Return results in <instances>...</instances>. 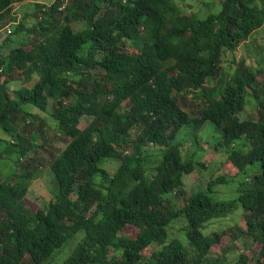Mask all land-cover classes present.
I'll list each match as a JSON object with an SVG mask.
<instances>
[{
	"label": "trees",
	"instance_id": "obj_1",
	"mask_svg": "<svg viewBox=\"0 0 264 264\" xmlns=\"http://www.w3.org/2000/svg\"><path fill=\"white\" fill-rule=\"evenodd\" d=\"M16 1L0 0V27L13 24L0 35V160L14 157L0 178V264H51L77 236L61 264H230L210 254L224 229L206 228L237 210L229 245L246 236L260 248L233 264H264V47L237 53L263 27L264 0H221L203 16L177 0H53L18 20ZM47 116L65 140L58 153ZM211 129L237 170L189 191L184 176L205 168L193 157ZM188 138L196 148L184 155ZM45 161L54 196L32 210L24 198ZM236 179L235 196L213 195Z\"/></svg>",
	"mask_w": 264,
	"mask_h": 264
},
{
	"label": "rangeland",
	"instance_id": "obj_2",
	"mask_svg": "<svg viewBox=\"0 0 264 264\" xmlns=\"http://www.w3.org/2000/svg\"><path fill=\"white\" fill-rule=\"evenodd\" d=\"M53 0H17L13 3V12L15 13L17 19L23 17L25 13L32 12L34 9V4L36 2L44 3V4H50ZM71 0H67V4H69ZM179 6L186 12L192 13L196 12L200 16H203L210 11L217 12L220 8V2L221 0H188L187 2H181L177 0ZM29 14V13H28ZM26 14V21L28 23H33L34 18L31 16H28ZM13 23V22H12ZM71 26L75 30H79L84 28L85 23L82 21H73L70 22ZM13 24L5 25L0 27V35L5 31L7 32L8 29H12ZM254 36L251 37L249 40H247L245 43H243L238 48V55H245L247 52L251 49L255 51L260 46L264 47V25L260 29L256 31ZM17 42L12 44L11 46L15 47L20 45L21 42V35L17 37ZM8 47L2 48L3 52H7ZM261 50V49H260ZM264 51H261L263 53ZM260 57V54H259ZM256 58H258L256 56ZM263 75V74H262ZM262 75L259 76V80H261ZM253 101H250V103L246 106L245 112L251 114L253 112L254 108ZM33 111H36L37 114H42V112L38 109H33ZM240 119H244L243 113L241 112L239 115ZM47 120V127H44L43 130L45 131V136L47 137V147L48 151L51 153H58V151L63 148L65 145V140L60 139V135L55 134V128L51 127V124H54L52 117H45ZM91 119V116H84L80 120L79 127L83 128L86 123ZM31 128H34L33 126ZM206 128H211L210 125L207 123L205 126ZM204 129V130H205ZM204 130L200 136L202 135V139L207 142L206 145L203 146L204 149H199L197 151L196 156L193 157L195 161H200L204 163L205 168L196 167L195 170L184 176V182L186 184V187L189 191L191 190H198L200 188H203L206 186L207 182L209 181V178L219 174V173H228L233 174L237 169L228 162L227 159V147L222 146L218 150L214 148V145L221 141V133L215 130H212L213 132L208 135L209 131H206L204 133ZM29 131V129L27 130ZM138 132V128L134 127L131 130V134H136ZM191 135V134H189ZM4 136V135H3ZM6 137V136H5ZM179 141V135L175 138V142ZM239 140L235 141L237 143ZM193 148H196V146L192 147L191 143L188 140L185 141L184 147H182V152L184 155L193 152ZM163 149L156 147L152 148L151 152H162ZM45 159L50 158L49 155L42 153ZM49 154V153H48ZM13 159H7L8 161H1L0 160V178L4 177V175H7L12 169ZM152 163V165H155L157 163V160L152 159L149 164ZM99 165L101 167H104L108 169L109 171H114L118 165L119 161L117 159H104L102 160ZM245 174H251L249 170ZM244 173L240 174L237 179H241L244 175ZM248 175L247 177L249 178ZM237 179L234 181L229 182L228 184H218L213 187V195L217 199H227L235 196L236 192V186H237ZM53 174L49 170L48 162L45 161L43 167L40 171L37 172L36 176L32 180V182L29 185L28 192L24 198L26 206L32 210L37 209L39 206L45 205L51 198L54 196V186H53ZM240 212L237 210L236 212H233L228 217L221 218V219H215L212 220L208 225L206 230L213 232H219L222 229H224V232L219 240L218 243H214L211 247L210 254L211 256L217 255L220 258H225L226 262H229L230 264H233L235 260L237 259V255L239 252H243L248 257H251L254 255L256 251L259 250L260 246L257 244V242L251 238H248L246 236H242L241 238H238L235 240V248L231 247L229 245L230 233L234 230L235 226L240 227L242 225L241 219H240ZM235 225V226H234ZM123 232L133 235L136 233V229L134 227L128 226ZM79 236H77L73 241H71L68 245L64 247L62 251H60L56 256L55 259L51 262V264H61L62 261L71 253L77 239Z\"/></svg>",
	"mask_w": 264,
	"mask_h": 264
},
{
	"label": "built area",
	"instance_id": "obj_3",
	"mask_svg": "<svg viewBox=\"0 0 264 264\" xmlns=\"http://www.w3.org/2000/svg\"><path fill=\"white\" fill-rule=\"evenodd\" d=\"M67 2V0L64 1V4ZM8 32H10V29H8Z\"/></svg>",
	"mask_w": 264,
	"mask_h": 264
},
{
	"label": "clouds",
	"instance_id": "obj_4",
	"mask_svg": "<svg viewBox=\"0 0 264 264\" xmlns=\"http://www.w3.org/2000/svg\"><path fill=\"white\" fill-rule=\"evenodd\" d=\"M66 4V3H65ZM64 3H63V5H65ZM16 20H18V19H16ZM13 22H16V21H13Z\"/></svg>",
	"mask_w": 264,
	"mask_h": 264
}]
</instances>
